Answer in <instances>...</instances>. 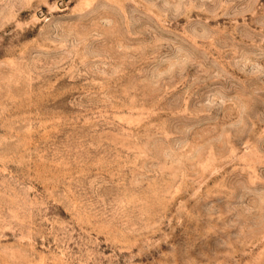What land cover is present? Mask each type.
Segmentation results:
<instances>
[{
	"label": "rangeland",
	"instance_id": "374dc122",
	"mask_svg": "<svg viewBox=\"0 0 264 264\" xmlns=\"http://www.w3.org/2000/svg\"><path fill=\"white\" fill-rule=\"evenodd\" d=\"M0 264H264V0H0Z\"/></svg>",
	"mask_w": 264,
	"mask_h": 264
}]
</instances>
